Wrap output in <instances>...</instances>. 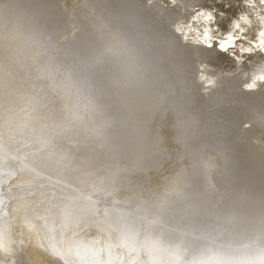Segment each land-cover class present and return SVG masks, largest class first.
I'll return each mask as SVG.
<instances>
[{
	"label": "bare ground",
	"instance_id": "bare-ground-1",
	"mask_svg": "<svg viewBox=\"0 0 264 264\" xmlns=\"http://www.w3.org/2000/svg\"><path fill=\"white\" fill-rule=\"evenodd\" d=\"M262 42L264 0H0V264H264Z\"/></svg>",
	"mask_w": 264,
	"mask_h": 264
},
{
	"label": "clouds",
	"instance_id": "clouds-1",
	"mask_svg": "<svg viewBox=\"0 0 264 264\" xmlns=\"http://www.w3.org/2000/svg\"><path fill=\"white\" fill-rule=\"evenodd\" d=\"M264 43V42H262ZM208 47H214L217 45H207ZM222 51H226V49H220ZM262 82H264V78H261ZM250 87H255V85H252ZM186 264H214V258L213 254L210 251H196L192 253L189 257L186 258ZM232 264H238L237 261H232Z\"/></svg>",
	"mask_w": 264,
	"mask_h": 264
},
{
	"label": "rangeland",
	"instance_id": "rangeland-1",
	"mask_svg": "<svg viewBox=\"0 0 264 264\" xmlns=\"http://www.w3.org/2000/svg\"><path fill=\"white\" fill-rule=\"evenodd\" d=\"M21 257V258H20ZM16 264H31L30 261H28L26 259V257L24 256L23 253H19L17 256H16Z\"/></svg>",
	"mask_w": 264,
	"mask_h": 264
},
{
	"label": "snow or ice",
	"instance_id": "snow-or-ice-1",
	"mask_svg": "<svg viewBox=\"0 0 264 264\" xmlns=\"http://www.w3.org/2000/svg\"><path fill=\"white\" fill-rule=\"evenodd\" d=\"M229 39H232V37L229 35V37H228ZM219 43V42H218ZM221 48L222 49H224V46L223 45H221Z\"/></svg>",
	"mask_w": 264,
	"mask_h": 264
}]
</instances>
